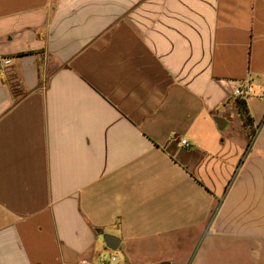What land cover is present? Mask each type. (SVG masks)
<instances>
[{
  "label": "crops",
  "instance_id": "1",
  "mask_svg": "<svg viewBox=\"0 0 264 264\" xmlns=\"http://www.w3.org/2000/svg\"><path fill=\"white\" fill-rule=\"evenodd\" d=\"M165 261L264 264V0H0V264Z\"/></svg>",
  "mask_w": 264,
  "mask_h": 264
},
{
  "label": "built area",
  "instance_id": "2",
  "mask_svg": "<svg viewBox=\"0 0 264 264\" xmlns=\"http://www.w3.org/2000/svg\"><path fill=\"white\" fill-rule=\"evenodd\" d=\"M5 63H7L5 61ZM253 95V88H252V85L250 84L249 81H246V80H240L238 82H236L235 86L233 87V90H232V96L238 100H245L246 98L250 97ZM180 145L183 146V147H186L187 146V143L185 140H180ZM101 259V262L103 263H106L109 261L111 262H115L116 260V257L115 256H111L109 258L107 257H102L100 258Z\"/></svg>",
  "mask_w": 264,
  "mask_h": 264
},
{
  "label": "water",
  "instance_id": "3",
  "mask_svg": "<svg viewBox=\"0 0 264 264\" xmlns=\"http://www.w3.org/2000/svg\"><path fill=\"white\" fill-rule=\"evenodd\" d=\"M103 241L106 245V247L112 251H116L118 249L119 241L117 238L110 236V235H104ZM158 264H170V262H160Z\"/></svg>",
  "mask_w": 264,
  "mask_h": 264
},
{
  "label": "trees",
  "instance_id": "4",
  "mask_svg": "<svg viewBox=\"0 0 264 264\" xmlns=\"http://www.w3.org/2000/svg\"><path fill=\"white\" fill-rule=\"evenodd\" d=\"M24 54H20V56H23ZM237 108L240 113V116L242 117L244 124L249 125L251 124V118L247 114L245 102L243 100H236Z\"/></svg>",
  "mask_w": 264,
  "mask_h": 264
},
{
  "label": "rangeland",
  "instance_id": "5",
  "mask_svg": "<svg viewBox=\"0 0 264 264\" xmlns=\"http://www.w3.org/2000/svg\"><path fill=\"white\" fill-rule=\"evenodd\" d=\"M107 257H109V255H108V253H107ZM260 256H259V254H257L256 256H255V263L257 262L258 263V261H259V258ZM260 264V263H259Z\"/></svg>",
  "mask_w": 264,
  "mask_h": 264
}]
</instances>
